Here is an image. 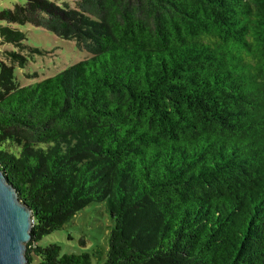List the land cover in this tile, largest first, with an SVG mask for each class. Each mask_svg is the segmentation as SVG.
Listing matches in <instances>:
<instances>
[{
    "label": "trees",
    "instance_id": "obj_1",
    "mask_svg": "<svg viewBox=\"0 0 264 264\" xmlns=\"http://www.w3.org/2000/svg\"><path fill=\"white\" fill-rule=\"evenodd\" d=\"M74 2L0 12L90 55L22 87L0 61V170L31 211L27 264H91L39 245L91 203L112 223L102 264H264V0Z\"/></svg>",
    "mask_w": 264,
    "mask_h": 264
},
{
    "label": "rangeland",
    "instance_id": "obj_2",
    "mask_svg": "<svg viewBox=\"0 0 264 264\" xmlns=\"http://www.w3.org/2000/svg\"><path fill=\"white\" fill-rule=\"evenodd\" d=\"M31 0H0V12L3 10H27ZM57 7L74 9V0H49ZM9 26L24 34L25 40L20 47L0 38V61L13 66L14 80L19 86H27L39 82L56 72L66 69L70 65L89 58V54L79 51L73 40H63L52 33L32 26L30 23H17ZM8 53L20 55L26 61L23 65L12 63ZM12 63V64H11ZM112 226L103 203H91L80 210L64 228L43 237L39 245L57 244L61 253H87L91 264H102L107 249V237ZM83 243H80V240ZM102 251L99 260L93 254L97 248ZM32 264H36V260Z\"/></svg>",
    "mask_w": 264,
    "mask_h": 264
},
{
    "label": "water",
    "instance_id": "obj_3",
    "mask_svg": "<svg viewBox=\"0 0 264 264\" xmlns=\"http://www.w3.org/2000/svg\"><path fill=\"white\" fill-rule=\"evenodd\" d=\"M31 226L30 209L0 170V264H27Z\"/></svg>",
    "mask_w": 264,
    "mask_h": 264
}]
</instances>
